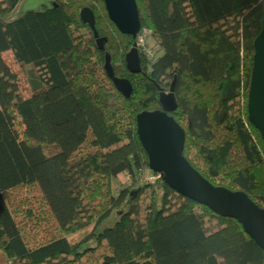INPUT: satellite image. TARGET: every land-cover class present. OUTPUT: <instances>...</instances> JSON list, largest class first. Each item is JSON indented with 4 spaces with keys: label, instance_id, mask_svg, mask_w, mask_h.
Instances as JSON below:
<instances>
[{
    "label": "trees",
    "instance_id": "16d2710c",
    "mask_svg": "<svg viewBox=\"0 0 264 264\" xmlns=\"http://www.w3.org/2000/svg\"><path fill=\"white\" fill-rule=\"evenodd\" d=\"M20 1L0 0V260L264 264L235 221L159 179L137 185L148 166L135 132L136 116L159 110L158 94L171 90L183 158L212 187L264 210V144L246 114L264 0H134L158 54L139 52L138 75L124 63L134 40L115 30L101 0H51L7 22ZM84 9L102 51L79 21ZM104 55L130 84L128 99L105 77ZM15 68H27L29 95ZM123 175L132 186L114 192Z\"/></svg>",
    "mask_w": 264,
    "mask_h": 264
},
{
    "label": "water",
    "instance_id": "95a60500",
    "mask_svg": "<svg viewBox=\"0 0 264 264\" xmlns=\"http://www.w3.org/2000/svg\"><path fill=\"white\" fill-rule=\"evenodd\" d=\"M106 17L121 35L135 40L139 30V18L134 0H101ZM79 21L87 26L102 51L105 41L97 39L94 32V17L84 9ZM253 56L247 91V121L257 131L264 144V13L259 35L252 45ZM125 69L130 75L140 73L138 51L133 47L124 57ZM103 72L114 90L124 99L131 94L126 80L114 77L110 58L104 55ZM159 110L143 112L135 118L137 140L146 155L150 173L180 197L206 208L223 219L235 221L243 233L261 251L264 260V210L252 203L241 192H230L214 188L194 171L183 158L184 134L168 115L174 113L176 104L172 91L159 93Z\"/></svg>",
    "mask_w": 264,
    "mask_h": 264
},
{
    "label": "rangeland",
    "instance_id": "374dc122",
    "mask_svg": "<svg viewBox=\"0 0 264 264\" xmlns=\"http://www.w3.org/2000/svg\"><path fill=\"white\" fill-rule=\"evenodd\" d=\"M50 2H51V0H21L20 3H19V5L15 9V11L8 17L7 22H11V21L17 19L26 10H39L41 8L47 7ZM144 51L149 56L156 57L158 55L157 54V48H155L154 43L150 39L146 41L145 47H144ZM125 55H126V53H125ZM25 70H27V68L22 69V71L21 70H18L17 68L14 69V71H16V72L19 71V79H20V82H21L20 87L23 90V93L26 92L24 95H29L28 92L25 90V83L23 81V72ZM246 102H247V98H246ZM150 177L151 178L158 179L152 173H150L148 170L143 169L142 172H140L138 174V176L136 177L137 185L138 186H143L144 184H147V183H145V179L146 178L150 179ZM155 181L156 180H154V182ZM132 182L133 181L131 180V177H129L127 175H123V176L118 177L116 179V181L114 182V192H117L119 190V188H120V190H122V188H129V187H131L132 186ZM153 183H150V184H153ZM118 194H116L114 196L116 197ZM19 195L20 196L21 195L24 196L25 194H23L22 192H20ZM118 214H119V212H116V213H114L112 215V217L110 219V222H108V224H107L108 226H111V224L113 222H116L118 220V217H119ZM0 264H12V262H8L7 260L1 258Z\"/></svg>",
    "mask_w": 264,
    "mask_h": 264
},
{
    "label": "built area",
    "instance_id": "2783aa9c",
    "mask_svg": "<svg viewBox=\"0 0 264 264\" xmlns=\"http://www.w3.org/2000/svg\"><path fill=\"white\" fill-rule=\"evenodd\" d=\"M150 38V32L147 29H140L135 40H134V45L137 49L138 52L142 51L145 47L146 41ZM155 178L145 179V183H153Z\"/></svg>",
    "mask_w": 264,
    "mask_h": 264
},
{
    "label": "flooded vegetation",
    "instance_id": "af4514ba",
    "mask_svg": "<svg viewBox=\"0 0 264 264\" xmlns=\"http://www.w3.org/2000/svg\"><path fill=\"white\" fill-rule=\"evenodd\" d=\"M127 53H128V52H127ZM127 53H126V54H127ZM140 53H141V52H140ZM138 55H139V52H138Z\"/></svg>",
    "mask_w": 264,
    "mask_h": 264
}]
</instances>
